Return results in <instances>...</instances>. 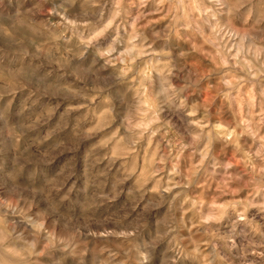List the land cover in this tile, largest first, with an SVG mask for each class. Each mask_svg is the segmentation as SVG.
<instances>
[{
  "label": "clouds",
  "instance_id": "obj_1",
  "mask_svg": "<svg viewBox=\"0 0 264 264\" xmlns=\"http://www.w3.org/2000/svg\"><path fill=\"white\" fill-rule=\"evenodd\" d=\"M38 100L87 108L81 147L121 161L129 196L51 188L72 145L40 143ZM165 258L264 264V0H0V264Z\"/></svg>",
  "mask_w": 264,
  "mask_h": 264
},
{
  "label": "rangeland",
  "instance_id": "obj_2",
  "mask_svg": "<svg viewBox=\"0 0 264 264\" xmlns=\"http://www.w3.org/2000/svg\"><path fill=\"white\" fill-rule=\"evenodd\" d=\"M209 52H213L211 45H205L204 52L196 55L200 56L205 63H211L207 56ZM190 75L194 76V74ZM42 103L43 101L40 100L35 103L28 101L25 105L26 111H33L38 115L44 113L43 120L46 122L40 124V129L41 131L47 129V133L39 138L40 143L63 134L66 143L72 145L59 156L52 158L54 161L52 168L58 169V171L49 178L51 188L58 192L69 191L71 194H76L83 184L88 192L86 210L88 207L103 203V197H107L110 202L115 204L116 200L129 196L127 189L130 182L124 179V170L120 167L121 161L110 162L106 150L93 144L87 145L86 150L81 147V138L77 133L79 127L85 122V118L88 117L87 108H69L61 113L59 109H43ZM49 124L54 126L48 127ZM168 135L171 136L170 133ZM157 144H159V155L168 150V139L165 138L163 130L153 141V148ZM142 157L143 152H141V159L136 163L143 164ZM129 163L132 161L129 160ZM185 163L186 161L182 159L181 165L184 166ZM106 222L107 220L100 221V223ZM99 243L100 246H103L102 241ZM165 264H167L166 258Z\"/></svg>",
  "mask_w": 264,
  "mask_h": 264
}]
</instances>
